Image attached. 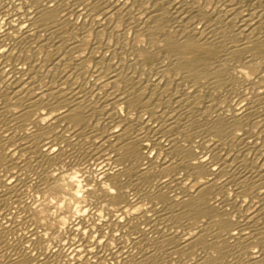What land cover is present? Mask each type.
<instances>
[{"label":"bare ground","instance_id":"6f19581e","mask_svg":"<svg viewBox=\"0 0 264 264\" xmlns=\"http://www.w3.org/2000/svg\"><path fill=\"white\" fill-rule=\"evenodd\" d=\"M0 264H264V0H0Z\"/></svg>","mask_w":264,"mask_h":264}]
</instances>
